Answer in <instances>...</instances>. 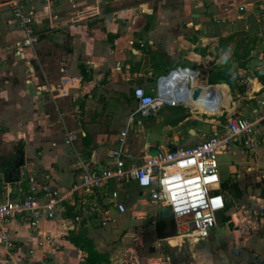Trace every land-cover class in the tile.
Here are the masks:
<instances>
[{
    "label": "crops",
    "instance_id": "1",
    "mask_svg": "<svg viewBox=\"0 0 264 264\" xmlns=\"http://www.w3.org/2000/svg\"><path fill=\"white\" fill-rule=\"evenodd\" d=\"M240 5L243 9L238 11ZM28 8L37 41L32 48L24 47L20 54H15L13 42L22 34L11 19L8 0H0V150L9 151L14 146L13 152L18 149L23 153L18 174L13 173L11 180L21 179L20 168L25 162L26 178L22 182L32 175L37 179V168L52 166L55 174L50 184L63 196L62 210L53 220L40 222L38 228L17 219L6 221L1 227L7 230L14 246L9 250L10 261L0 244V264H40L42 256L50 264H82L85 253L70 241V232L91 239L95 229L90 219L98 216L95 210L108 211L110 205L105 204L106 193L77 189L68 194L71 186L79 183V174L70 150L61 142L59 118L67 130L77 134L75 146L82 154L91 155L99 167L109 166V151L117 147L118 132L127 124L135 106L132 89L140 86L152 93L150 89L156 76L182 66L198 70L193 83L211 84L216 88L220 94L219 108L202 119L194 114L179 118L166 110L168 121L145 122L147 129H155L152 141L148 140V134L142 133L145 128L133 115L123 149L134 154L136 161L152 154L156 148L190 146L211 135H223L226 115L244 117L241 103L249 106L252 120L261 112L258 100L264 97V86L257 80L264 73L261 57L264 27L256 17L257 12L264 13V0H30ZM145 18L155 23L152 25ZM174 18H180L178 23L182 22L186 28L170 29L168 24ZM235 18L244 20L240 21L242 27L236 22L241 31L239 35L229 28ZM137 31L140 32L137 34ZM224 54L230 60L227 72L236 82L232 96L228 87L232 79L227 84L206 82ZM81 67L86 71L85 76L81 75ZM234 74L239 80L233 78ZM63 77L76 80L66 94L59 92ZM120 94L133 103L124 118L114 113ZM163 106L170 110L182 105ZM184 108L198 114L205 111L196 104ZM116 119L120 123L116 126L117 132ZM195 120L210 125V132L204 133L189 125L183 128L188 121ZM130 130L134 132L132 137L128 136ZM3 158V162L9 163L11 156ZM2 178L9 180L0 173ZM108 186L109 183L105 188ZM84 193L91 194L92 198L83 200ZM97 193L100 206H95ZM123 194L128 199V192ZM259 197L264 199V195ZM134 205L133 202L131 206ZM224 215L227 216L226 212ZM98 217L100 227L109 226L113 219L110 217L101 226ZM255 223L251 233L239 242L251 253L241 249L244 264H254L264 258V216ZM37 231L53 237L52 244L38 246ZM53 245L56 247L50 255L46 251ZM27 248L33 251L26 254Z\"/></svg>",
    "mask_w": 264,
    "mask_h": 264
},
{
    "label": "built area",
    "instance_id": "2",
    "mask_svg": "<svg viewBox=\"0 0 264 264\" xmlns=\"http://www.w3.org/2000/svg\"><path fill=\"white\" fill-rule=\"evenodd\" d=\"M29 2L30 0H8L11 19L22 34L20 39L13 42L15 54H20L24 47L32 48L37 41V34L31 26L32 12L28 8ZM242 9L241 5L237 8L238 11ZM258 22L264 26L263 12ZM261 57L264 60V52ZM198 74L196 69L175 66L155 77L154 86L150 89L152 93L145 92L140 86L132 89L135 106L129 114L127 124L118 132V145L109 151L110 165L106 167H99L92 161L91 155L86 156L76 148L77 134L73 130H67L59 118L63 132L61 142L70 150L79 174V183L72 185L68 194L77 189L91 192L105 188L110 180L119 184L122 181H134L137 190L141 194H147L149 201L159 211L162 207L169 211L175 227L173 236L188 237L195 242L208 238L216 225V215L226 206L223 195L225 190L220 187L216 156L231 148V140L237 142L242 154L264 142V97L258 100L261 112L254 115L252 120L234 114L226 115L223 135L214 134L190 146L156 148L152 154L141 157L137 163L134 154L123 149L133 115L147 117L165 104H180L183 107H193L196 104L208 110L201 111L202 114L213 115V111L219 108L220 94L211 84L200 86L193 83ZM73 82H76L73 77H63L59 92L66 94ZM195 88H199V93L193 99L191 94ZM245 170L250 171L251 168L247 167ZM261 171H264V166ZM36 174L37 179L35 175L30 176L24 187L20 178L0 179V244L10 261L9 250L14 242L7 230L1 227L6 221L17 219L32 228H38L40 222L53 220L56 213L62 210L60 202L63 196L50 184L55 174L54 168L40 167ZM257 179L264 180V173ZM103 197L106 199L105 204L110 205L117 214L125 213V204L115 190H110ZM250 197L251 204L255 206L252 211H248L249 214L246 212L239 218L237 212L233 211L227 215L229 217L226 220V223L232 222L233 227H241L240 231L244 234H250L255 228L256 220L264 216V199L259 200L261 197L255 195ZM95 206H100V203L95 201ZM95 211H98L101 226L111 220L107 210ZM233 217L236 220L239 218V222L233 220ZM36 234L39 236L36 240L38 246L52 244L54 240L47 233L41 234L37 231ZM55 247H49L46 252L51 255ZM32 251L33 248H27L26 254ZM46 260L47 257L42 256L39 262L47 264Z\"/></svg>",
    "mask_w": 264,
    "mask_h": 264
},
{
    "label": "rangeland",
    "instance_id": "3",
    "mask_svg": "<svg viewBox=\"0 0 264 264\" xmlns=\"http://www.w3.org/2000/svg\"><path fill=\"white\" fill-rule=\"evenodd\" d=\"M260 14H262V12L256 13L258 19ZM124 19L126 21L132 20V18ZM145 19L150 21L152 25L155 23L151 18ZM174 19L175 21L168 24V26H171L170 29L182 28L180 30H184L186 28L182 22L178 23L180 18ZM240 21L244 20H242V18H235L233 22H230L229 28L234 34L236 33L239 35L241 32L238 29L239 26L242 27L243 22L240 23ZM236 22L238 24L240 23V25L238 26ZM126 23L127 25H130L129 22ZM262 27L264 26L262 25ZM139 32L140 31H137V34ZM210 81L211 80L208 76L206 82ZM235 83L236 82L232 79L228 84L229 94L231 96L234 94L233 88L235 87ZM240 90L243 95V87H241ZM70 97H72V95H70ZM116 100L117 104L114 105L116 107L114 113L116 112L118 116H123L124 118L125 115L130 113L133 107L132 100H130L129 97H124V94L118 95ZM57 105L59 106L58 101ZM241 106L243 107V116L250 119L249 106L244 103H241ZM166 110L170 111L171 114H176L179 118L185 115L191 116L192 114L200 119L206 118L205 114H198L194 111L190 112L187 108L182 106L174 107L170 110L168 107L163 106L153 116L149 117H140L136 114L134 120H138L142 123L145 128V131L142 133H144V135L145 133L146 135L148 134L149 141L153 140L155 129L153 127L147 129L145 122L153 121L154 119L168 121V112H165ZM214 118L222 121L221 118L215 116ZM114 124L115 131L117 132L118 130H116V126L120 124L119 120L116 119ZM187 125L194 126L204 133L210 132V125L201 121L195 120L193 123L188 121L183 128ZM135 126H137V124ZM187 132L189 131L187 130ZM133 135L134 132L130 130L128 136L132 137ZM129 139L130 137L128 140ZM230 146V149L224 150L216 156L220 187L225 190L223 195L229 208L227 210L224 209L216 215V225L210 231L208 238L192 242L188 237L182 238L181 236H173L175 235V227L171 217H161L158 207L149 201L147 194H141L140 191L137 190L134 181H130L129 184L124 185L122 183L121 185H118L116 182L110 180L107 188H99L94 191L99 192L100 195H102L103 193H109L111 189L115 190L118 193L119 199L125 201L123 203L125 204L126 211L124 214L117 215L114 213V209L111 206H108L109 216L113 219L109 223V226L107 225L105 227L98 226V216H94V218L90 219L92 229H95L91 239L94 237L93 244L96 250L106 252L111 264L246 263V260L242 261L243 258L241 259V249L247 251L248 254L251 253L248 249L242 248V246L239 245V242L247 235L240 231L241 227L238 225L233 227L232 222H229L230 225L226 224L221 218L225 216L224 212L228 215L233 211L237 212V215L240 218V216H243L246 212L249 214V212L252 211V208H254L255 205L250 202V199H252L250 195L259 196L258 192L260 185L257 182L259 181L257 177L264 173V171H261V168L264 166V142L261 146L249 149L244 152V154L239 152L240 147L234 140L230 141ZM13 147L14 146H12V149L9 151L0 150V159L12 156ZM26 163L27 162H25L24 166L20 168V171L22 172V180H25L26 178ZM135 163H137V161ZM247 167L251 168V170H245ZM236 174H239V178ZM233 184L239 190L240 196L238 197L232 195V192H234V187H232ZM25 185L26 181L22 182V186ZM124 191L128 192V199L124 197ZM83 198V200L88 201V199L92 198V195L84 193ZM141 199H144V203H141ZM133 202L135 205L131 206ZM86 207H88V205H86ZM233 219L236 222H239L236 220V217H233ZM158 223H160L162 231H171V233L174 234L167 238H157L155 227ZM232 229L234 232L231 231ZM252 263L248 262V264ZM47 264L50 263L47 262Z\"/></svg>",
    "mask_w": 264,
    "mask_h": 264
},
{
    "label": "trees",
    "instance_id": "4",
    "mask_svg": "<svg viewBox=\"0 0 264 264\" xmlns=\"http://www.w3.org/2000/svg\"><path fill=\"white\" fill-rule=\"evenodd\" d=\"M235 58L238 60V57L235 56ZM229 58L226 57V55H222L219 58V61L217 63V70L210 72V82L208 83H216L218 81H222L224 83H228L232 76L227 72L229 70ZM81 69V75L85 76L86 71L83 67ZM257 80L261 83L262 86H264V73L261 76H257ZM12 156L17 159L18 154L13 152ZM11 156V157H12ZM16 156V157H15ZM12 157V158H13ZM2 160V161H1ZM0 160V170H3L5 168H10L12 166L13 162L8 163V161H4V158ZM260 185L258 195H264V180L260 179L257 181ZM234 192H232V195H236L237 197L240 196L239 190L236 188V186L233 184ZM229 208L228 203H226L225 210ZM223 222H226L228 219V216H223L222 218ZM227 224L230 225L228 222ZM155 232L157 235V238H166L169 236H172L174 233H171V231H162L161 225L158 223L155 227ZM69 239L73 244L81 251L85 253L82 264H108L109 258L106 252L97 251L93 247V243L91 239L85 237L84 235H81L79 233L74 234L72 231L70 232ZM262 261H264V258L259 262H254V264H262ZM253 264V263H252Z\"/></svg>",
    "mask_w": 264,
    "mask_h": 264
},
{
    "label": "water",
    "instance_id": "5",
    "mask_svg": "<svg viewBox=\"0 0 264 264\" xmlns=\"http://www.w3.org/2000/svg\"><path fill=\"white\" fill-rule=\"evenodd\" d=\"M233 78L236 80H239V77L236 74L233 75ZM198 93H199V88L193 89L192 94H191V98L194 99ZM207 96H209V94H207ZM14 152L16 154H18V157H17V159L14 158L15 161H13L12 166L10 168H5L3 170H0V173L2 174V176H6L9 180L12 179L11 176H13V173H14V175L18 174V167H19V165H21L22 158H23V155H22L23 153L21 152V150L17 149ZM16 179H17V177L14 178V180H16ZM95 199L97 200V202H99L98 194L95 195ZM159 212H160L161 217L169 216V211L164 207L160 208Z\"/></svg>",
    "mask_w": 264,
    "mask_h": 264
},
{
    "label": "flooded vegetation",
    "instance_id": "6",
    "mask_svg": "<svg viewBox=\"0 0 264 264\" xmlns=\"http://www.w3.org/2000/svg\"><path fill=\"white\" fill-rule=\"evenodd\" d=\"M12 157H13V156H12ZM12 157H11L10 160H9L10 162L15 161V160H14V157H13V158H12ZM15 157H16V156H15ZM10 162H9V163H10Z\"/></svg>",
    "mask_w": 264,
    "mask_h": 264
},
{
    "label": "bare ground",
    "instance_id": "7",
    "mask_svg": "<svg viewBox=\"0 0 264 264\" xmlns=\"http://www.w3.org/2000/svg\"><path fill=\"white\" fill-rule=\"evenodd\" d=\"M202 110H204V108H202ZM205 111H208V110H205ZM190 241H192V242H195V240H190ZM202 257V256H201ZM203 258H204V256H203ZM200 260H201V258H200ZM203 260V259H202Z\"/></svg>",
    "mask_w": 264,
    "mask_h": 264
}]
</instances>
